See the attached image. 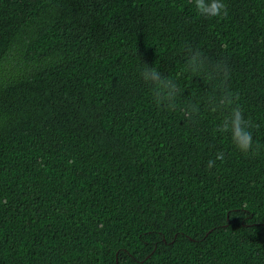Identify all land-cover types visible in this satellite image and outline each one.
<instances>
[{
    "label": "trees",
    "instance_id": "1",
    "mask_svg": "<svg viewBox=\"0 0 264 264\" xmlns=\"http://www.w3.org/2000/svg\"><path fill=\"white\" fill-rule=\"evenodd\" d=\"M225 3L0 0V264H264V0ZM187 45L230 68L257 154L197 77L194 122L152 102L136 50L175 78Z\"/></svg>",
    "mask_w": 264,
    "mask_h": 264
},
{
    "label": "clouds",
    "instance_id": "2",
    "mask_svg": "<svg viewBox=\"0 0 264 264\" xmlns=\"http://www.w3.org/2000/svg\"><path fill=\"white\" fill-rule=\"evenodd\" d=\"M195 13L207 19H224L228 16V8L225 0H190ZM137 58L142 66L139 73L142 82L150 89L151 99L154 105L168 112H180L185 120L194 122L201 113V104L194 100L183 99L185 89H182L177 80L185 75L199 78L211 89L206 91L203 104L207 110L215 113L227 114L222 116L220 122L214 128V132L230 137L233 148L244 156L255 155L261 145L254 144L252 122L245 117L239 106V96L229 86L231 75L230 68L222 61H211L199 48L187 45L184 47L183 55L185 62L175 78L162 74L157 67L149 66L142 62L138 50ZM224 154L218 152L215 159L207 163L209 170L216 166V161L223 159Z\"/></svg>",
    "mask_w": 264,
    "mask_h": 264
}]
</instances>
